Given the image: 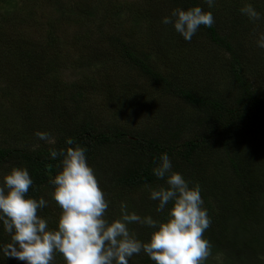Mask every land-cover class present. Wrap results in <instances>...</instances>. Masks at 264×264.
<instances>
[{"label": "trees", "instance_id": "16d2710c", "mask_svg": "<svg viewBox=\"0 0 264 264\" xmlns=\"http://www.w3.org/2000/svg\"><path fill=\"white\" fill-rule=\"evenodd\" d=\"M256 1L253 8L260 13L258 21H249L239 11L243 7L242 4L233 0H215L211 9L203 0H159L155 6H150L148 13L152 22L160 20L163 12L157 9L161 5H168L167 12L174 8L186 10L200 6L204 11H211L214 18L211 27L200 26L190 41H185L170 24L163 28L159 38L161 50L166 54L160 51L167 57L175 55L172 60H175L179 67L170 68L165 72L155 66L123 35H110L108 42L118 57L116 61L119 60L120 64L137 70L159 89L161 96L168 95L187 106L185 114L181 111V115L169 119L168 126L159 124L155 128L146 125L144 129L138 130V127L131 129L128 125L126 129L116 120L133 124V121L139 118L128 110L132 106L131 103L139 102V96L136 95L138 100L124 97L107 88L105 93L109 97L108 103L113 104L115 101L114 118L111 122L102 121L101 124L98 120L103 115L99 110L87 108L85 101L84 107L80 104L78 98H81V92L78 88L72 85L67 90L61 75L54 71L55 65L59 64L62 58L58 51L59 40L56 35L60 20L51 18V21L48 18L50 34L44 39H35L38 43L32 46L30 44V47L15 44V50L10 51L9 60L16 64L21 63L22 70L17 72L24 83L33 77L32 81L45 87V93L41 94L42 99H33L34 107L40 109L43 106L37 108L39 101L51 105L47 113L39 118L25 117L30 124L26 126L27 132L34 138H37L36 132H47L54 138L55 144L50 145L42 141L43 143L35 148L0 146V174H6L13 167H24L33 181L28 196L43 197L46 200L48 195L52 200L53 187L49 184V179L59 170V158L50 159L48 150L51 147L65 148V140L72 138L76 144L86 149L85 155L92 168L99 173L111 174V179L103 185L106 199L111 204L115 200L113 197L119 199L126 192L139 194L145 186H163L164 181L154 177L152 169L159 162L161 153L166 152L169 157L174 154L176 159L173 161L172 170L181 173L190 184L198 183L201 188L204 207L211 219L209 228L204 232V238L211 244L210 253L227 256L226 262L229 263L253 264L250 253L260 257L264 246L258 233L254 231V227L261 226L264 220V203L261 201L264 195V173L255 164L254 159L257 156L253 153L256 152H248L246 156L248 146L258 139L259 146L264 148V71L259 70L260 67L264 68V53L258 50L255 43L257 34L264 31V0ZM1 3H4L3 8L8 14L14 12L17 0H0ZM56 10L62 13V17L68 16L67 11L58 8ZM134 18L135 24L145 22L141 17ZM4 20L7 22L5 16L0 18V22ZM2 42L0 44L6 47L7 42ZM192 49L196 53L195 56ZM202 54L220 56V63L225 71L218 68V72L231 83V90L228 89L225 94H215L210 87H191L196 70L200 65L209 62L198 58ZM212 66L215 68L214 64ZM176 69L178 70L175 71ZM205 70L212 71L209 67L205 68L204 74H207ZM67 98L73 99L74 115L59 105ZM20 107L19 105L18 108ZM19 109L16 108L15 112L21 116ZM203 122L207 126L201 129ZM181 131L182 136L187 135L188 139L181 136ZM212 141L216 142L215 152L224 153L226 166L216 160L204 167L201 162L197 164V153L200 149L208 148ZM106 154L110 156L107 157ZM102 157L108 160L102 163ZM208 181L212 184H208ZM232 193L236 194L237 199H234ZM136 194L126 197L131 204L127 205L130 212H135L138 202L134 200ZM212 201L216 205H213ZM235 201L238 208L234 205ZM139 203L140 210L142 209L139 215L142 217L151 215L154 219H159L164 215L155 211L156 203L148 205L141 200ZM55 211L56 217L53 219L49 218L52 213L47 206L38 212L49 221L51 228L56 227L60 212L57 205ZM117 215L108 218L114 219ZM150 231L146 226L140 225L132 232H135L141 241H147ZM8 240V235L0 227V243H7ZM141 254L142 264H154L143 252ZM0 264L14 263L12 258L0 255ZM18 264L24 263L20 261Z\"/></svg>", "mask_w": 264, "mask_h": 264}, {"label": "rangeland", "instance_id": "374dc122", "mask_svg": "<svg viewBox=\"0 0 264 264\" xmlns=\"http://www.w3.org/2000/svg\"><path fill=\"white\" fill-rule=\"evenodd\" d=\"M233 1L242 4V6L245 4L254 6L257 3L256 0ZM157 2L159 0H17V5L13 9L14 12H8V14L3 8L5 6L3 5L4 3H1L0 18H4L5 16L7 22L5 20L0 22V43L6 41L7 46L5 47L3 44H0V146L9 148H26L31 146L35 148L43 143L27 132L26 126L30 124L25 117L39 118L47 113L51 106L49 103L43 104L42 101L38 102L37 108L43 105L45 106L44 109L43 106L40 109H36L33 105L34 98H36L35 100L42 99L41 94L45 93V87L41 83L32 81L33 77L24 83L17 72L22 70L20 69L21 63L16 64V62H11L9 59H11L10 51L15 50V44L18 46H29L31 44L30 46H32V44L38 43L36 41L39 38L42 37L44 39V37L50 34L47 26L48 18L51 21V18L60 20L56 35H58L57 39L59 40L58 51L62 58L59 64L55 65L54 71H58L59 75H61L66 87H68L67 90L72 85H75L76 89L78 88L81 92V98L78 99L83 107L85 101L87 108L101 112L103 117L98 122L101 124L102 121L108 123L113 121L114 118L115 101L113 104L111 102L108 103L109 97L105 93L107 88L114 90V94L116 95H123L124 97L127 96L135 99L138 98L137 96L140 97L138 103H131V108H128L130 113L139 116L138 119L133 121V124L125 121L124 118V122L119 119L116 120L119 125L126 129L127 125L131 129L138 127L136 130L144 129L143 127L146 125L147 127L154 126L155 128L159 124L161 126H168L171 117L181 115L179 114L181 111L185 114L184 111L187 109L186 104H183L182 101L174 100L168 95L161 96L159 89L153 86L137 70L125 64H120L119 60L116 61L118 57L113 51L114 49L111 43L108 42L110 35H123L138 47L141 50L140 52L147 56L155 66H159L161 71L165 72L170 68H179L175 60H172L175 55L172 54L167 57L165 55L166 53L161 50L159 35L166 26L161 23V20L170 13L166 11L168 5L158 7L157 10H162L163 12L160 15V20L156 19L154 22L150 20L148 8L155 6ZM57 8L67 11L68 16L62 17V13L58 12L56 10ZM135 16L141 17L145 22L143 24H135ZM30 23H32L31 26ZM35 26L37 30H35ZM258 50L264 53V50L260 48ZM192 52L195 56L196 53L193 49ZM198 58L200 60L202 58V61L207 60L209 62L202 66L200 65V68L196 70L191 85L193 89L200 86L210 87L212 92H216L215 94H225L228 89L231 90V83L225 79L223 74L218 72V68L225 71L222 63H220V56L202 54ZM94 64L98 67H93L92 65ZM213 64L215 68H213ZM208 67L212 71L205 70L207 74H204L203 69ZM97 68H99L98 72ZM259 70L264 71V68L260 67ZM72 101L73 99L67 98L66 101L59 105L74 115L75 111L72 110L75 107ZM19 105L21 106L20 109L18 108ZM16 108L20 110L21 116L16 114ZM184 116L186 117L187 114ZM206 126L203 122L201 129L206 128ZM182 137L187 138L188 136ZM258 141L260 139L248 146L246 156L248 152H256L253 153V155L257 156L254 159L255 164L264 173V148L259 146ZM215 143V141H212L209 143L208 148L205 150L200 149L196 155L197 164L201 162L202 167H204L211 165L209 163L216 160L226 166L227 159L223 152H215ZM109 156L107 155V157ZM169 158L172 163V168H174L173 161H175L176 156L173 154ZM107 160L108 158L104 159L102 157V163H105ZM98 161L101 162L100 160ZM93 170L95 169L93 168ZM94 172L99 181V186L103 189V185H106L108 180L111 179V174L106 175L96 170ZM3 175L0 174L1 177ZM208 184H212L211 181H208ZM159 186L148 185L141 188L142 191L139 194L135 192L129 194V191L124 193L119 199L113 197L115 200L112 201L113 203H109L106 216H116L120 211L121 202L131 205L126 197H130L132 194H136L134 200L138 202L135 205V213L139 215L142 212L139 201L141 200L148 205L156 203L148 199V188H157ZM232 195L234 199H237L236 194L232 193ZM49 198L50 196L47 195V208L52 213L49 218L53 219L56 217V203ZM262 198L261 201L264 203V195ZM212 204L216 205L213 201ZM234 205L237 206L236 201ZM139 226V224H130L129 229L133 231L139 228ZM254 231L258 233L259 239L264 243V220L261 226L258 228L256 226L254 227ZM232 238L233 235L230 236V239ZM263 251L264 246L260 251L262 252L260 253V257H255L254 254L250 253L253 264H264ZM141 257V253L134 255L129 260V264H142ZM226 260L227 256L225 255L210 253L205 260V264H234L233 262H226ZM12 262L14 264L20 263V261L13 258ZM21 263L24 262L21 261ZM54 264H64L62 256L56 254Z\"/></svg>", "mask_w": 264, "mask_h": 264}, {"label": "clouds", "instance_id": "9594fccd", "mask_svg": "<svg viewBox=\"0 0 264 264\" xmlns=\"http://www.w3.org/2000/svg\"><path fill=\"white\" fill-rule=\"evenodd\" d=\"M203 3L211 9L215 0ZM239 11L249 21L260 20V13L251 4ZM161 23L172 25L177 34L190 41L200 26L211 27L214 18L211 11L194 6L172 9ZM255 43L264 50V31L257 34ZM35 136L55 144L47 132H36ZM65 145L48 150L50 159L59 158V170L49 179L51 198L60 209L55 228L38 214L48 202L43 197L28 196L33 181L26 168L13 167L0 177V227L9 237L7 243H0V255L24 264H54L56 254L62 255L64 264H129L134 255L143 252L154 264H205L211 244L204 232L211 219L201 188L172 170L166 152L160 154L152 169V175L164 185L148 188V199L156 202L155 211L164 215L159 219L142 217L121 202L119 216L110 219L106 216L108 200L87 161L86 149L72 138H67ZM130 224L149 228L147 241L138 239L129 230Z\"/></svg>", "mask_w": 264, "mask_h": 264}]
</instances>
